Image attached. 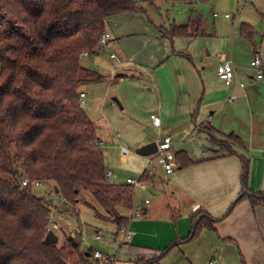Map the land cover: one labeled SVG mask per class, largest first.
<instances>
[{"label":"crops","instance_id":"1","mask_svg":"<svg viewBox=\"0 0 264 264\" xmlns=\"http://www.w3.org/2000/svg\"><path fill=\"white\" fill-rule=\"evenodd\" d=\"M225 3L216 0L213 7L223 8ZM230 3L227 0L226 6ZM198 4L193 10L201 16L203 35L169 39L164 36L165 27L145 10L120 13L107 17V43L94 54H100L101 48L115 49L124 60L118 61L119 67L144 70L141 77L148 81V101L139 118L142 123L122 117L126 141L137 149L169 135L174 154L183 152L193 162L180 167L175 157L174 172L167 176L155 153L141 156L135 149L137 157H132L125 140L119 141L120 134H114L119 151L120 147L129 151L120 156L115 167L119 172L110 169L111 158L104 157L106 171L113 172L109 181L125 184L127 178L140 179L143 174L146 179H140L144 188L132 187L126 225L118 228L100 218L115 230L104 240L103 236L94 238L100 246L85 249L110 256L111 264H208L210 259L213 264H255L264 260V203L253 206L248 196L241 197L244 188L240 181L243 156L249 161L250 193L264 191V0H243L236 17L214 12L211 25L198 12ZM216 18L220 23H214ZM242 25H246L245 34ZM254 54L262 63L260 79L249 66ZM220 60H231L234 65V80L229 84L217 77ZM169 62L174 64L172 72L164 67ZM102 79L101 75L98 81ZM80 93H84L83 100L86 93ZM151 114L159 117V127L151 123ZM229 134L241 141H228L235 152L230 155L211 140V135L226 140ZM137 207H141L139 214L131 215ZM56 211L50 221L53 233L66 232L62 222L55 221ZM202 218L212 226H203L191 237ZM74 231L81 233V228ZM126 232H130L127 240ZM90 254H86L87 262Z\"/></svg>","mask_w":264,"mask_h":264},{"label":"trees","instance_id":"2","mask_svg":"<svg viewBox=\"0 0 264 264\" xmlns=\"http://www.w3.org/2000/svg\"><path fill=\"white\" fill-rule=\"evenodd\" d=\"M157 1L0 0V264L87 263L86 254L92 252L82 251L76 231L66 235L61 230V244L42 243L56 205L36 194L35 186H22L23 178L40 185L51 182L50 194L64 204L73 208L82 202L118 228L126 225L132 186L106 177L95 125L78 105L82 84L101 75L80 59L99 50L107 17L144 12L141 2L156 7ZM181 1L188 21L170 22L164 36L203 35L201 16L193 6L210 0ZM211 140L229 155L235 152L228 141L241 143L232 134L226 140L211 135ZM175 157L180 167L193 164L183 152ZM248 175L249 161L241 156V197L248 196L253 206L264 203V191L250 193ZM203 226L212 222L200 219L191 237Z\"/></svg>","mask_w":264,"mask_h":264},{"label":"rangeland","instance_id":"3","mask_svg":"<svg viewBox=\"0 0 264 264\" xmlns=\"http://www.w3.org/2000/svg\"><path fill=\"white\" fill-rule=\"evenodd\" d=\"M140 1L138 0L137 2ZM215 2L216 0H212L209 3H199L196 6L198 12L206 18L209 25L213 22L212 13H228L230 16L236 17L243 8V0L238 2L237 0H231L229 6H226V0L223 8L213 7ZM140 4L151 19L165 28L168 27V22L173 20L177 24L187 22V8L181 0H172L171 2L158 0L156 7L144 2ZM214 23L218 24L220 21L216 18ZM102 46L104 45L100 44V47ZM110 54L115 55L116 60L111 59L109 57ZM80 61L83 66L95 70L103 76V79L98 82L82 84L80 90L86 93V97L83 99V103H85L83 109L94 122L97 134L105 140L104 142L102 141L100 146L103 156L111 158L113 168H109L116 172L118 170L115 167L119 163L121 154L119 142L115 139L114 134L116 132L120 134L119 141L125 140L123 143L129 148L130 156L135 157L136 147L126 141L127 130L123 126L122 117L125 116L132 121L142 123L139 118L143 114V109L146 108L145 104L148 101L149 92L146 90L148 81L146 79L145 81L142 80L141 74L144 70L135 69L134 71L132 68L127 69L126 66L119 67L118 64L123 63L124 60L115 49L110 52L101 48L98 55L90 54L87 56L82 54ZM164 67L166 71L172 72L174 64L169 62L164 64ZM119 74H122V77H119ZM133 75L134 77H132ZM120 106L123 109H120ZM52 188L53 184L51 182L41 183L40 186L35 187V193L45 195L56 205L54 209L57 210L55 212V221L62 222V228L66 231V235L68 232H74L77 226L81 228V246L84 250L101 245V242L93 237L95 230L101 232L103 240L111 232H114L115 227L112 224L103 223L91 208L85 206L82 202H78L73 208L69 204H64L58 196L50 194L52 193ZM84 196L91 198L89 194ZM54 233L59 238L58 243H63L61 229L55 230Z\"/></svg>","mask_w":264,"mask_h":264},{"label":"built area","instance_id":"4","mask_svg":"<svg viewBox=\"0 0 264 264\" xmlns=\"http://www.w3.org/2000/svg\"><path fill=\"white\" fill-rule=\"evenodd\" d=\"M226 17H228V14H224ZM108 40V34L103 33L100 38V44L105 45ZM86 55L87 53H83ZM111 58L116 60L115 55L111 54ZM118 62V61H117ZM249 66L255 71V77L257 79H260L262 77V63L261 59L259 58L258 54H254L252 59L249 62ZM216 73L217 77L224 81L225 83L229 84L234 80L235 76V70L234 65L231 60H220L217 67H216ZM241 85H243L241 83ZM84 93H79L78 97V105L80 107H83V98ZM151 123L159 127L160 125V119L156 114L150 115ZM95 144L98 146H101L102 142L100 140H96ZM156 147L157 150L155 152V160L157 163L162 167V169L165 172V175L170 176L175 169V158H174V151L171 146V137L169 135H163L160 136L156 141ZM128 149L125 147H120V154L122 156H126L128 154ZM106 177L108 179L113 178V172L111 170L106 171ZM167 181H170L169 179ZM126 184L131 185L133 188H144V183L140 179H134V178H127L125 180ZM22 186L27 185H33L35 187L40 186V183L38 181H29L27 178H23L21 181ZM144 203H148V199L144 200ZM141 210V207H137L135 209H132L131 215H137L139 214ZM51 223L49 222L47 225V231H51ZM78 230V229H77ZM102 237L101 233L97 231L94 234V238L100 239ZM130 237V232H126L124 238L127 240ZM112 258L108 255H105L99 250H93L90 254L89 260L86 264H111ZM208 264H213V260L210 259L208 261ZM255 264H264V260L257 261Z\"/></svg>","mask_w":264,"mask_h":264},{"label":"water","instance_id":"5","mask_svg":"<svg viewBox=\"0 0 264 264\" xmlns=\"http://www.w3.org/2000/svg\"><path fill=\"white\" fill-rule=\"evenodd\" d=\"M156 150H157L156 143L151 142V143H147L145 145L138 147L136 149V153L141 156H149L155 153ZM55 192L57 191L55 190ZM42 243L45 245H56L57 236L52 231H48L46 235L44 236Z\"/></svg>","mask_w":264,"mask_h":264}]
</instances>
